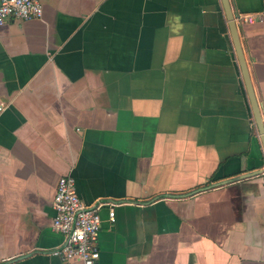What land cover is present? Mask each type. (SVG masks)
Segmentation results:
<instances>
[{
  "label": "crops",
  "instance_id": "0c3cea01",
  "mask_svg": "<svg viewBox=\"0 0 264 264\" xmlns=\"http://www.w3.org/2000/svg\"><path fill=\"white\" fill-rule=\"evenodd\" d=\"M40 1L0 24V264H83L52 253L63 175L119 203L98 264H264V145L222 0ZM228 2L264 124V0Z\"/></svg>",
  "mask_w": 264,
  "mask_h": 264
},
{
  "label": "built area",
  "instance_id": "2783aa9c",
  "mask_svg": "<svg viewBox=\"0 0 264 264\" xmlns=\"http://www.w3.org/2000/svg\"><path fill=\"white\" fill-rule=\"evenodd\" d=\"M42 15L40 0L0 1V24L9 18L27 20ZM254 18L255 15L245 17L249 21ZM52 205L55 210L52 227L65 236L64 244L52 253L67 260L77 259L83 264H98V240L102 227L100 210L108 207L109 220L114 222L115 209L119 203L102 201L93 206L88 205L81 199L74 178L63 175L58 180Z\"/></svg>",
  "mask_w": 264,
  "mask_h": 264
},
{
  "label": "water",
  "instance_id": "95a60500",
  "mask_svg": "<svg viewBox=\"0 0 264 264\" xmlns=\"http://www.w3.org/2000/svg\"><path fill=\"white\" fill-rule=\"evenodd\" d=\"M222 2H223V5H224V8H225L227 19L229 21V26H230V29H231L234 45H235L236 52H237V55H238V59H239L240 65H241V69H242L243 77H244V80H245V83H246V87H247V90H248V93H249V98H250V101H251V105H252V109H253L254 116H255V119H256V123L258 125L259 132H260V135H261V139H262V142H263V145H264V124H263V121H262V116L260 114V109H259V106H258V102L256 101V97H255V94H254V89L252 87V82L250 80V76H249V73H248V68H247L246 62L244 60V55H243L242 48H241V45H240V40H239L238 30H237V24H236V20H235V14L232 12L228 0H222Z\"/></svg>",
  "mask_w": 264,
  "mask_h": 264
}]
</instances>
